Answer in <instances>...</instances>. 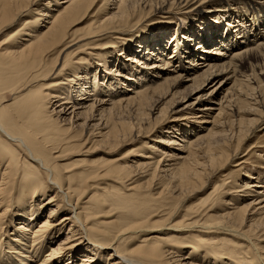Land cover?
I'll list each match as a JSON object with an SVG mask.
<instances>
[{
  "label": "bare ground",
  "instance_id": "obj_1",
  "mask_svg": "<svg viewBox=\"0 0 264 264\" xmlns=\"http://www.w3.org/2000/svg\"><path fill=\"white\" fill-rule=\"evenodd\" d=\"M98 1L0 0V264H264V170L208 193L264 124V0Z\"/></svg>",
  "mask_w": 264,
  "mask_h": 264
},
{
  "label": "rangeland",
  "instance_id": "obj_2",
  "mask_svg": "<svg viewBox=\"0 0 264 264\" xmlns=\"http://www.w3.org/2000/svg\"><path fill=\"white\" fill-rule=\"evenodd\" d=\"M105 10H106L105 2L103 0H99L97 2L96 7L93 10H91L90 15L93 14L94 12L102 14L103 12H105ZM31 15L32 14H31L30 11H26L24 16H23V19L31 20L32 17H33V15H32V17H31ZM160 16L161 15H159V14L158 15L157 14L154 15L153 20L150 21L149 23H151V24H153V23L160 24L161 22H163V19H162L163 17H160ZM89 21H90V17L88 18V20H86V22L84 24H87ZM184 22H186V24L190 23V25L193 24L189 20H186ZM82 26H83L82 23L80 25H75V26L72 27V31L75 32V30H77L78 28H80ZM14 27L17 30L18 27L17 26H14ZM16 30L12 29L11 31H7L4 34H2L0 36V38H4L6 35H8L11 32L15 33ZM194 30L198 32L199 29L197 27H194ZM183 33L186 34V31L184 30L182 33L178 32V35H180V37H185ZM142 35H144V34H142ZM195 35H197V33H195ZM77 36H79V35H77ZM197 37H199V36L197 35ZM192 41H194V40H192ZM199 41L200 40L196 39L194 42H192V46H194L195 48H198ZM178 42H180V41H178ZM182 44L183 43H178V47L175 50L171 49V51L172 50L175 51L172 54L176 55V52L178 51L179 46H182ZM135 45L137 46L138 44H134L133 43L132 44V48L140 49V50L143 49V47L135 48ZM151 48H152V46H151ZM145 50H147V49H145ZM150 50H152V49H150ZM146 52H148V51H146ZM112 60L113 59H111V61ZM184 60H186V59H184ZM114 64H115V61H114ZM116 65H118V62L116 63ZM228 86H230V85H228ZM237 90H235V92H234V94L232 96L233 99H237L238 97H241L239 94H237ZM12 95L13 94H10V92L6 94V97H7L5 99L6 102H11L12 101ZM119 117H120V122L121 121H128L129 112L125 108L121 109L119 111ZM262 126L250 138V140H247L246 149H245L246 152L244 151V153H242V155L240 156L239 161L229 162L228 164L223 165L222 169L219 171L217 177L214 179L212 185L208 189V193H210L213 190V187H215V186L217 188H219V192L220 191H225V189H230V188H232L231 192H234V191H236L234 189V187L236 185H242L245 181H248V180L256 181V177L258 176V174L256 172L264 170V129H263ZM148 138L141 139V140H140V137L136 138V139L134 138L132 141L127 142L123 146L119 147L116 151H114L112 154H116V155L113 156V158L121 157L122 155H125V154H127V153H129L131 151L133 152L132 157L135 156L136 154L139 155L140 153H142V152L135 153L136 150H142V151L148 150L149 151V146L152 145V143H150V139H148ZM133 141H135V142H133ZM93 150H95V149H93ZM73 157H74L73 160L74 159H81V160L82 159H86L88 161H91V160L99 158V157H109V154L105 153L103 151H98V152L96 151V152H92V153L84 154V155H80V153H79V155L73 156ZM86 160H84V161H86ZM88 161H86V164H88ZM81 163H83V162H81ZM80 166H82V164ZM250 172H251L252 177H254V178L251 177L249 179L248 176H250ZM92 182H94V183L101 182L102 183V187L106 186L108 191L112 190L113 186H116L115 185L116 182L113 181V179H111V178L104 179V178L99 177V178H96L95 180H93ZM208 193L205 192V193L199 194L200 196L199 195L193 196L191 201H193L195 203L200 202L201 197H204L205 194L207 195ZM222 199L223 198L218 200V202L221 203ZM46 214H47V211H46V213L42 214V217L40 219H43V218L46 219L47 218ZM57 217H58V215L56 216V218ZM40 221H43V220H40ZM16 223H17V221H16ZM67 230H68V228L65 230V232H67ZM202 248H204V246H202ZM187 249H189V248L188 247L180 248L181 253L182 252H184V253L186 252L185 255H187V252H189V250H187ZM209 252L211 254L213 253L211 250H209ZM179 254H180V252H179ZM217 255H218L219 261L222 262V263H226L228 261L227 258L230 257L229 255H226V254L223 255V254H220V253H217ZM242 256H244V255L241 254L239 257H242ZM246 256L248 257V255H246ZM256 262H257V264H263V263H261V261L259 259H257ZM232 263L233 264H237L235 259H234V261Z\"/></svg>",
  "mask_w": 264,
  "mask_h": 264
}]
</instances>
